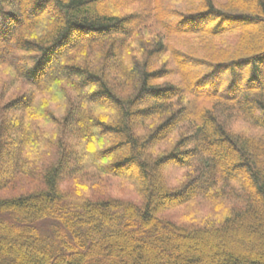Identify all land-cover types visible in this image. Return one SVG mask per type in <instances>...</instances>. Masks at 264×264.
Returning a JSON list of instances; mask_svg holds the SVG:
<instances>
[{"label": "trees", "instance_id": "trees-1", "mask_svg": "<svg viewBox=\"0 0 264 264\" xmlns=\"http://www.w3.org/2000/svg\"><path fill=\"white\" fill-rule=\"evenodd\" d=\"M263 68L264 0H0V264H264Z\"/></svg>", "mask_w": 264, "mask_h": 264}, {"label": "rangeland", "instance_id": "rangeland-1", "mask_svg": "<svg viewBox=\"0 0 264 264\" xmlns=\"http://www.w3.org/2000/svg\"><path fill=\"white\" fill-rule=\"evenodd\" d=\"M264 70V68H263ZM55 106V105H54ZM57 106V104H56ZM57 110V109H56ZM14 185H10L6 190L0 191V196H6L10 194V190H13V193L15 194L16 192H26L29 191L30 189L34 188V186L37 185L36 182H31L28 178H23V177H18L16 181H14ZM79 186L76 183L72 182H66L64 183L63 188L66 190L74 189L75 187ZM81 186V185H80ZM15 189V190H14ZM94 192L97 194H105L111 197H116V198H123L127 200H132L136 198V193L134 192L133 188L121 181L117 180H111L107 184H97L94 185L92 188ZM214 207V210H213ZM218 207V208H217ZM186 210H179L177 212H174L171 216L174 217L178 222H184L189 220V216L191 214L193 215L194 213H199L200 216L208 215L209 213L215 212L217 210H220L221 207L219 205L217 206H211L210 204H204L201 205V203H196L195 205L189 206ZM198 214V215H199Z\"/></svg>", "mask_w": 264, "mask_h": 264}]
</instances>
